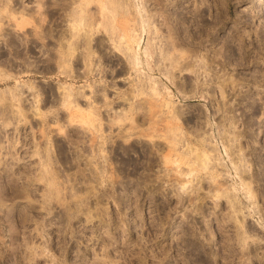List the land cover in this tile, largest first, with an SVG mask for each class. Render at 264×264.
Masks as SVG:
<instances>
[{
	"label": "rangeland",
	"instance_id": "374dc122",
	"mask_svg": "<svg viewBox=\"0 0 264 264\" xmlns=\"http://www.w3.org/2000/svg\"><path fill=\"white\" fill-rule=\"evenodd\" d=\"M0 264H264V0H0Z\"/></svg>",
	"mask_w": 264,
	"mask_h": 264
},
{
	"label": "bare ground",
	"instance_id": "6f19581e",
	"mask_svg": "<svg viewBox=\"0 0 264 264\" xmlns=\"http://www.w3.org/2000/svg\"><path fill=\"white\" fill-rule=\"evenodd\" d=\"M117 2V1H116ZM128 2V1H127ZM123 6H125V5H123ZM122 7V6H121ZM131 7V5L129 6V8ZM134 7H135V14H138L137 16H138V20L140 21V22H138L137 20V22H138V24H139V26H141V28H138V29H141V31L140 30H138V31H140L139 33H138V36H137V33H136V31L137 30H135V28H131L130 30L132 31L130 34H131V36H130V38L128 37V41L125 43L126 45L125 46H123L124 48V50H121V51H123L125 54L124 55H126V59H127V61H128V63L129 64H131V67L135 70V72L137 71V72H140V74L141 75H143V79L142 80H140V81H142L141 83H143V86L142 87H140V89L142 88V89H144L145 88V86H144V84L147 86V87H149L148 89L150 90V92L151 93H153V94H155V95H158L157 93H159V91H158V88H159V83H161L162 84V82H163V76H153L152 74H151V68L147 65L148 64V59L149 58H151V56H152V54H153V52H155L160 58H161V60H164L165 58H167L168 60H171V62H170V67L171 66H173V60L175 61V59L173 58L174 56H170V54H169V51H168V47H172V46H174V44L176 45L177 43H175V41H169V39L167 38V40L168 41H166L165 40V42L164 43H161L160 45H158V47H157V44L158 43H154V42H152V41H150V39L147 37V35H146V32H147V30H146V25L148 24H146V22H145V18H143L144 16H143V6L141 5V2H140V4L139 3H135L134 4ZM125 8V7H124ZM73 9V8H72ZM123 10V9H122ZM125 10V9H124ZM126 10H128V9H126ZM81 11V10H80ZM78 12L77 10H76V12H71V14L69 15V17H71L70 18V24H71V28L73 29V33L71 34V38H72V36L74 37V36H76L77 34H78V31L81 29V27L79 28L78 26L80 25H82L83 23H87V22H82V20L84 21V19L83 18H85V17H83V15H81L80 13L81 12ZM84 12V11H83ZM131 12V11H130ZM73 13V14H72ZM80 15H79V14ZM89 13V12H88ZM133 13V12H132ZM85 15V14H84ZM129 15V14H128ZM130 16V15H129ZM91 17V16H90ZM92 17H93V15H92ZM89 18V17H88ZM148 18V17H147ZM90 19V18H89ZM137 19V18H136ZM162 20V19H161ZM133 21V20H132ZM147 21V20H146ZM151 21V20H150ZM85 25V24H84ZM98 25V24H97ZM101 25H102V22H101ZM153 25V24H152ZM86 26H88V25H86ZM137 27V26H136ZM154 28V27H153ZM109 29V28H108ZM117 29V28H116ZM61 30V29H60ZM118 30V29H117ZM125 30V29H124ZM65 31V30H64ZM129 31V30H128ZM127 31V32H128ZM81 33V32H80ZM121 33V32H120ZM155 34V33H154ZM91 35V34H90ZM89 35V36H90ZM113 35H116V34H113ZM150 35V34H149ZM158 35V34H157ZM153 36V35H152ZM84 37V36H83ZM82 37V38H83ZM114 37V36H113ZM113 37H111L112 38V40H113ZM66 38V37H65ZM75 38V37H74ZM110 38V39H111ZM122 38V37H121ZM152 38H154V37H152ZM159 38V37H158ZM162 38V37H161ZM86 39V38H85ZM90 39V38H89ZM157 39V38H156ZM171 39V38H170ZM64 40V39H63ZM82 40V39H81ZM119 40V39H118ZM152 40V39H151ZM126 41V40H125ZM65 42V41H64ZM111 42H113V41H111ZM161 42H163V40H161ZM58 43V42H57ZM67 43V52H63L64 54H65V56H68V55H72V54H74V52H73V47H75V43H76V41L74 40H69L68 42H66ZM134 43V44H133ZM188 43V42H187ZM137 46V48L135 49L134 48V46ZM154 45H156L155 46V48H158V51H154ZM178 45V44H177ZM179 46V45H178ZM177 46V47H178ZM118 47V46H117ZM153 48V49H152ZM61 49H62V47H61ZM118 49V48H117ZM170 49V48H169ZM125 50H126V52H127V54H126V52H125ZM62 51H64L63 49H62ZM76 51V50H75ZM178 52V51H177ZM176 52V53H177ZM68 53V54H67ZM89 53V52H88ZM122 53V52H121ZM179 53V52H178ZM184 54V53H183ZM183 54H182V52L180 53V55L182 56V58H183ZM142 55L144 56L145 55V59L144 60H146V62L145 61H143L142 59L143 58H141L142 57ZM59 56V55H58ZM76 57H77V55H75ZM82 56V55H81ZM123 56V55H122ZM177 56V55H176ZM184 56H185V54H184ZM69 59V58H66V57H62V52H61V57L59 56V61L57 62V63H59L60 64V62L62 61H65V59ZM73 58V57H72ZM82 58V57H81ZM158 58V57H157ZM185 58V57H184ZM58 59V58H57ZM77 59V58H76ZM80 60V59H79ZM85 60V59H84ZM160 60V59H159ZM160 60V61H161ZM66 61H68V60H66ZM65 61V62H66ZM82 61V60H81ZM82 62H84V61H82ZM86 62V61H85ZM176 62V61H175ZM90 63V62H89ZM163 63V62H162ZM188 63V62H187ZM87 64V63H86ZM125 64V63H124ZM157 64V63H156ZM186 64V63H185ZM61 65V64H60ZM64 65V64H63ZM62 65V66H63ZM89 65V64H88ZM160 65V64H159ZM165 65V64H164ZM184 65V64H183ZM191 65V64H190ZM139 66H141L142 68H143V72L141 71V70H139ZM161 66H162V64H161ZM88 67V66H87ZM159 67V66H158ZM157 67V68H158ZM142 68H140V69H142ZM166 69H165V76H166V74H168V73H170L171 71H170V69H168V66L167 67H165ZM185 68H187V67H185ZM162 69V68H161ZM160 69V70H161ZM174 69V68H173ZM192 69V68H191ZM179 70V69H178ZM162 72H164L163 70H161ZM136 74V73H135ZM164 74V73H163ZM168 77V76H167ZM138 83H140V82H138ZM165 84V83H164ZM183 86V85H182ZM147 89V88H146ZM147 89V90H148ZM65 90V89H64ZM68 91H70V90H67L66 92H65V98L64 99H68L69 97H70V95H71V93L69 92L68 93ZM58 94V93H57ZM69 96V97H68ZM171 96V95H170ZM72 97V96H71ZM151 97V96H150ZM74 100H75V98H74ZM64 101V100H63ZM71 103V102H70ZM166 106L165 108H169V109H167V110H170V115L169 116H173L172 118L175 120H177L178 121V110H175L176 108H174L175 106H173L172 105V103L170 102V101H164V104H162L161 103V106ZM92 107H93V105H92ZM137 107H138V105H137ZM136 107V108H137ZM135 110V109H134ZM119 113V112H118ZM169 114V113H168ZM124 116V115H123ZM231 119V118H230ZM173 120V121H174ZM233 120V119H232ZM172 121V122H173ZM229 121V120H228ZM232 121H231V123H229V125L232 127ZM176 124H178V123H176ZM229 125H227V127H229ZM234 126V125H233ZM235 127V126H234ZM233 130V129H232ZM222 132V131H221ZM223 135V134H222ZM224 135H225V133H224ZM203 137V136H202ZM216 137H218V136H216ZM235 137V136H234ZM234 137H233V139H234ZM204 138V137H203ZM218 139V138H217ZM179 140V139H178ZM200 140H202V139H200ZM229 140V139H228ZM237 140V139H236ZM207 141V140H206ZM218 142V141H217ZM216 141H215V143H217ZM220 142V141H219ZM232 142V141H231ZM177 143V142H176ZM202 143H203V141H202ZM205 143V142H204ZM203 143V144H204ZM210 143H212V142H210ZM219 144H222V143H219ZM219 144H218V146H219ZM233 144V143H232ZM176 145V144H175ZM209 145V144H208ZM213 145H215V144H213ZM212 145V146H213ZM229 145H231V143L229 144ZM205 146V145H204ZM207 146V145H206ZM216 146H217V144H216ZM217 146V147H218ZM224 146V145H223ZM210 147V146H209ZM217 147H216V151H218L217 150ZM231 147V146H230ZM173 148V147H172ZM171 148V149H172ZM221 148H222V145H221ZM226 148V147H225ZM191 149V148H190ZM206 149V148H205ZM211 149V148H210ZM240 149V148H239ZM238 149V150H239ZM212 150H214V148L212 149ZM219 150H220V148H219ZM215 151V150H214ZM215 151V152H216ZM221 151H223V150H221ZM203 152V154H201L202 156H204V159H206V160H208V157L210 156L209 155V153H207V152H205L204 153V151H202ZM213 152V151H212ZM214 152V153H215ZM224 152V151H223ZM240 151H238V153H239ZM213 154V153H212ZM224 154V153H223ZM225 155H227V154H225ZM235 155V154H234ZM212 156V155H211ZM216 157H217V155H216ZM216 157H215V159H216ZM212 158H214V157H211V159ZM218 158V157H217ZM203 158H202V160H204ZM214 159V160H215ZM236 159H238V158H236ZM217 160V159H216ZM215 160V161H216ZM224 160V159H223ZM241 160V159H240ZM219 161H220V159H219ZM209 162H211V161H209ZM218 162V160L216 161V163ZM221 163V162H220ZM219 163V164H220ZM223 164V163H222ZM221 165V164H220ZM245 165V164H244ZM213 166V165H212ZM215 166V165H214ZM217 166V165H216ZM236 167V166H235ZM248 171V170H247ZM238 174V173H237ZM215 177V176H214ZM248 185V186H247ZM247 187H250L249 189H251V186L247 183ZM19 192L20 193H24L25 192V187L24 188H22V190H19ZM26 193V192H25ZM222 194H224V193H222ZM253 196V195H252ZM235 198V197H234ZM238 200V199H237ZM229 202V201H228ZM233 202V201H232ZM232 203H230V205H231ZM233 205V204H232ZM250 206V205H249ZM239 208V207H238ZM242 208V207H241ZM246 209V208H245ZM249 210V209H248ZM247 210V211H248ZM240 212V211H239ZM244 212V211H243ZM240 214V213H239ZM243 214V213H242ZM246 214V213H245ZM252 215V214H251ZM239 220V219H238ZM257 221H258V219H257ZM240 226V225H239ZM241 232V231H240Z\"/></svg>",
	"mask_w": 264,
	"mask_h": 264
}]
</instances>
